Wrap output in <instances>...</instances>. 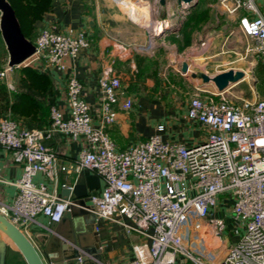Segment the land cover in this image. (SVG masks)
I'll return each mask as SVG.
<instances>
[{
	"label": "built area",
	"instance_id": "2783aa9c",
	"mask_svg": "<svg viewBox=\"0 0 264 264\" xmlns=\"http://www.w3.org/2000/svg\"><path fill=\"white\" fill-rule=\"evenodd\" d=\"M110 1L119 7L126 0ZM217 1L237 30L252 40L247 51L264 64V0ZM31 43L34 65L64 72L63 60L89 48L91 37L86 30H60L50 23ZM3 78L5 70L0 71ZM97 88L96 117L71 72L65 74L66 112L51 105L45 127L26 128L9 113L0 115V151L20 168L11 183V203L1 204L0 213L19 229L39 215L58 222L71 201L35 182L34 175L55 183L58 172L87 169L102 182L100 191L88 196V212L146 238L145 264H264V97L236 102L225 90H203L186 107L187 119L205 129L203 141L187 146L163 139L159 124L154 134L117 149L106 128L115 122L117 108L129 110L132 100L121 97L118 75L99 76ZM56 133L83 139L72 161L60 162L45 144ZM222 206L236 235L230 245H222L225 225L215 214ZM192 230L207 256L189 250L185 238ZM127 264L143 263L133 259Z\"/></svg>",
	"mask_w": 264,
	"mask_h": 264
},
{
	"label": "crops",
	"instance_id": "0c3cea01",
	"mask_svg": "<svg viewBox=\"0 0 264 264\" xmlns=\"http://www.w3.org/2000/svg\"><path fill=\"white\" fill-rule=\"evenodd\" d=\"M50 23L60 30H86L91 37L89 48L81 50L73 59L63 60L66 67L64 72L34 65L33 68L45 73L50 80L48 99L51 105L66 112L65 74L71 72L80 81L82 96L90 107L91 115L96 117L99 105L98 77L118 75L121 97L131 98L132 107L129 110L117 108L115 122L106 128L117 149H123L154 134L159 124L163 126L159 133L163 139L178 141L187 146L204 140L205 129L186 117L188 100L185 99L181 104L175 102L174 92L179 89L168 81L161 82L158 73L159 78L154 75L155 71L152 70L156 69V65L153 59L142 58L140 68H136L129 44L136 43L140 36L134 26L129 24L127 17L110 0H51L49 10L33 23L31 40L41 27ZM44 142L62 163L72 161L84 144L81 137L72 139L59 133L53 134ZM19 174V166L12 162L8 152L1 150L0 205L11 203L15 193L11 183ZM33 179L43 183L46 189L54 192L57 197H60L62 186L68 187L69 200L88 198L98 193L102 186L101 179L87 169H82L77 174L70 171L58 172L55 183L40 173L35 174ZM73 212L75 216L71 218L64 215L67 211L63 213L61 219L56 222L57 229L64 234L71 224L76 225L82 232L87 228V232L79 235L80 245L85 249L95 247L104 264H127L133 259L143 264L148 261L147 239L142 235L126 231L120 222L95 218L84 207L73 206ZM224 212L222 206L215 214L224 218ZM81 214L82 217L87 216L86 222L79 220L81 218L78 215ZM120 221L125 220L121 218ZM51 223L45 216L39 215L20 228L38 251L44 264H52L50 259L58 255L55 244L59 243V236L54 237L47 232ZM235 239L234 234L223 235L225 245H230ZM8 242L5 264H25L12 243L14 252L9 258Z\"/></svg>",
	"mask_w": 264,
	"mask_h": 264
},
{
	"label": "rangeland",
	"instance_id": "374dc122",
	"mask_svg": "<svg viewBox=\"0 0 264 264\" xmlns=\"http://www.w3.org/2000/svg\"><path fill=\"white\" fill-rule=\"evenodd\" d=\"M145 1L153 4L155 8L162 4L160 0ZM165 1L173 2V0H162L163 4ZM114 6L126 16L120 7ZM194 8L190 15L188 8H176L174 2L169 9L151 14L147 22L139 24L127 18L129 24L134 26L140 36L136 43L129 44L131 56L153 59L156 65V69L152 70V72L155 71L154 75L157 77L158 73L161 82L168 81L179 89V91L174 90L176 103L181 104L192 95L203 94V90H213L211 85L198 87L201 84L200 79L192 77L191 74L201 72L212 76L228 69L241 71L243 75L239 81L225 89L224 94L227 98L238 102L241 98H251L254 95L264 97V64L247 51V47L253 43L252 40L237 30L232 16L222 12L217 0H196ZM181 21H184L181 31L165 32L159 38H152L143 33L148 31L150 34L159 23L168 27L181 26ZM179 61L187 63L186 75L179 73ZM33 67L34 64L30 58L19 65L9 67L7 52L0 37V71L5 70L6 75V78L0 81L6 88L14 89L17 79L35 69ZM78 216L81 218L80 221L86 222L87 216L82 217V214ZM223 222L224 232L233 234L234 227L230 218L225 216ZM198 241L194 231H188L185 243L189 250L207 256L208 253L198 244ZM222 243L225 245L224 240ZM13 252V245L8 242L9 258Z\"/></svg>",
	"mask_w": 264,
	"mask_h": 264
},
{
	"label": "water",
	"instance_id": "95a60500",
	"mask_svg": "<svg viewBox=\"0 0 264 264\" xmlns=\"http://www.w3.org/2000/svg\"><path fill=\"white\" fill-rule=\"evenodd\" d=\"M176 3V8H188L191 10L196 0H181ZM162 3V0H160ZM182 23V21H181ZM180 25L176 27H168L161 25L157 32L148 34L144 31L146 36L152 38H159L165 32H177ZM0 37L7 52V65L9 67L19 65L28 59L34 52L32 43L27 40L21 33L17 19L13 13L12 8L6 0H0ZM188 65L186 62H180L178 71L186 75ZM241 71H233L228 69L220 73L208 76L201 72L191 74L192 77L200 79L201 84L198 87L212 86L216 92L224 91L231 84L236 83L242 78ZM60 191V198L69 199V188L62 186ZM71 205L66 215L67 218L75 216L73 206L84 207L86 211L90 208V201L88 198H80L70 200ZM93 217V216H92ZM66 218V217H65ZM84 231H88L85 228ZM78 230L77 226L71 224L67 231L63 234L57 229V223L52 222L48 228V235L59 236V243L55 244L58 255L54 259H50L52 264H104L102 258L98 255L95 247L85 249L80 245V234L84 233ZM94 235V233H92ZM12 243L22 256L25 264H44L40 254L35 249L27 236L14 224H12L5 216L0 213V264H5L6 242ZM52 239L50 238V242ZM90 262V263H89Z\"/></svg>",
	"mask_w": 264,
	"mask_h": 264
},
{
	"label": "trees",
	"instance_id": "16d2710c",
	"mask_svg": "<svg viewBox=\"0 0 264 264\" xmlns=\"http://www.w3.org/2000/svg\"><path fill=\"white\" fill-rule=\"evenodd\" d=\"M13 10L22 35L29 40L33 23L49 10L51 0H6ZM194 7L188 14L194 11ZM182 22L179 31L183 27ZM141 58L135 57L136 68L141 66ZM138 74V72H137ZM51 83L48 76L36 69L19 77L14 89L6 88L0 81V115L9 116L26 128H43L49 123L48 96Z\"/></svg>",
	"mask_w": 264,
	"mask_h": 264
},
{
	"label": "bare ground",
	"instance_id": "6f19581e",
	"mask_svg": "<svg viewBox=\"0 0 264 264\" xmlns=\"http://www.w3.org/2000/svg\"><path fill=\"white\" fill-rule=\"evenodd\" d=\"M178 1H180L181 5H184L181 0H173L172 3H167V1H165L163 4L162 2V4L155 8L153 4H149L145 0H126L125 2L119 3V7L129 20L141 24L147 22L151 14H157L161 10L169 9L174 2L177 3ZM161 25L162 24L159 23L158 26H155L157 28L154 27L153 32H157ZM153 32L150 34H153Z\"/></svg>",
	"mask_w": 264,
	"mask_h": 264
}]
</instances>
